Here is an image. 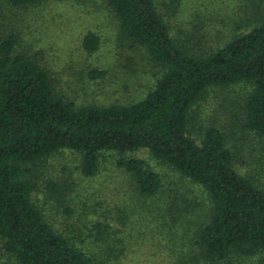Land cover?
<instances>
[{
	"label": "trees",
	"instance_id": "obj_1",
	"mask_svg": "<svg viewBox=\"0 0 264 264\" xmlns=\"http://www.w3.org/2000/svg\"><path fill=\"white\" fill-rule=\"evenodd\" d=\"M46 1L66 0H1L13 9ZM104 1L121 36L143 47L160 69L153 89L139 102L77 106L56 93L36 55L16 51L15 32L1 37L0 243L8 262L103 264L50 223L34 201L41 187L36 173L54 155L68 151L79 157L81 174L92 178L101 156L114 153L137 194L150 199L162 188L160 175L143 159L124 158L146 150L150 160L202 189L208 201L192 239L178 251L171 249L175 264H264V184L237 171L218 128L196 139L189 133L192 114L206 93L237 86L243 93L237 127L264 142V7H253L246 32L237 28L220 47L194 52L171 38L157 0ZM98 46V36H84L85 52ZM45 190L63 195L51 181ZM71 213L64 208L63 214ZM103 235L96 226L95 241Z\"/></svg>",
	"mask_w": 264,
	"mask_h": 264
},
{
	"label": "rangeland",
	"instance_id": "obj_2",
	"mask_svg": "<svg viewBox=\"0 0 264 264\" xmlns=\"http://www.w3.org/2000/svg\"><path fill=\"white\" fill-rule=\"evenodd\" d=\"M157 1L171 38L194 52L220 47L229 38L225 36L237 28L246 32L255 15L253 7H264V0ZM12 31L18 35L16 51L36 55L51 75L56 93L77 106L139 102L160 75L146 50L121 36L118 20L104 0L46 1L19 9L0 0V40ZM87 33L99 38L93 53L82 48ZM92 72H103L104 76L91 78ZM242 94L237 86L206 93L192 114L189 133L196 139L200 132L218 128L227 138L237 171L264 184V142L242 132L236 123ZM119 158L105 153L97 174L86 178L77 155L68 151L54 155L36 173L41 187L34 201L56 229L95 261L175 264L171 249L178 251L188 244L207 213L205 193L150 160L148 151L140 150L124 158L147 161L162 182L153 198L144 199L117 167ZM49 181L63 191L62 196L45 190ZM64 208L72 213L63 214ZM98 225L104 235L95 241ZM0 264H10L1 243Z\"/></svg>",
	"mask_w": 264,
	"mask_h": 264
}]
</instances>
